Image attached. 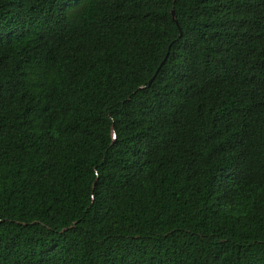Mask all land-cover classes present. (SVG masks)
Listing matches in <instances>:
<instances>
[{
	"label": "trees",
	"instance_id": "obj_1",
	"mask_svg": "<svg viewBox=\"0 0 264 264\" xmlns=\"http://www.w3.org/2000/svg\"><path fill=\"white\" fill-rule=\"evenodd\" d=\"M0 264H264V0H0Z\"/></svg>",
	"mask_w": 264,
	"mask_h": 264
},
{
	"label": "water",
	"instance_id": "obj_2",
	"mask_svg": "<svg viewBox=\"0 0 264 264\" xmlns=\"http://www.w3.org/2000/svg\"><path fill=\"white\" fill-rule=\"evenodd\" d=\"M173 14H174V11H173ZM174 19H176V18H175V15H174ZM160 67H161V66H160ZM159 69H160V68H159ZM159 69L157 70L156 74L158 73ZM156 74H155L154 77L150 80V82L153 81V79L155 78Z\"/></svg>",
	"mask_w": 264,
	"mask_h": 264
}]
</instances>
